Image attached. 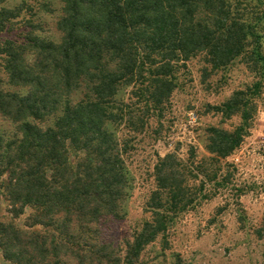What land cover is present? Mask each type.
Returning a JSON list of instances; mask_svg holds the SVG:
<instances>
[{
    "label": "trees",
    "instance_id": "16d2710c",
    "mask_svg": "<svg viewBox=\"0 0 264 264\" xmlns=\"http://www.w3.org/2000/svg\"><path fill=\"white\" fill-rule=\"evenodd\" d=\"M7 1L0 0V37L26 12L22 5L6 9ZM233 1L63 0L60 43L27 30L18 39L0 38V116L16 126L14 137H0V191L11 215L0 218L5 262L142 264L159 239L169 249L179 217L210 198L204 190L218 173L208 165L241 147L258 114L262 36ZM203 54L215 71L250 54L257 81L214 108L240 125L208 130L206 150L214 158L199 162L194 151L188 164L174 154L158 158L145 209L150 220L123 252L105 229L127 217L133 140L163 116L178 75ZM73 152L81 154L75 162ZM28 209V229H20L16 220Z\"/></svg>",
    "mask_w": 264,
    "mask_h": 264
},
{
    "label": "rangeland",
    "instance_id": "374dc122",
    "mask_svg": "<svg viewBox=\"0 0 264 264\" xmlns=\"http://www.w3.org/2000/svg\"><path fill=\"white\" fill-rule=\"evenodd\" d=\"M21 5L26 12L1 39H18L27 30L45 41L61 42L63 36L58 23L63 15V0H8L3 7L12 10ZM233 8H238L257 27L264 54V0H234ZM259 18L263 20L258 24ZM253 48L254 45L250 46V50ZM249 59L250 54L219 71L212 70L204 54L189 61L178 75V88L163 116L151 119L144 132L133 140L135 149L127 163L134 189L127 217L105 229L107 238L123 252L127 242L150 220L145 209L156 189L154 170L158 158L174 154L188 164L193 151L199 162L214 158L206 150L208 130L233 131L239 127L240 118L226 120L214 108L221 107L234 92L245 90L257 81L258 77L249 69ZM0 78L5 79L1 59ZM258 107L253 127L241 147L231 157L208 165L210 172L218 173L217 180L207 183L204 190V195L210 198L179 217L169 231L168 250L159 239L144 251L142 264H176L178 258L186 264H264V88ZM52 123L48 122L47 126ZM15 133L16 126L0 116V137L11 139ZM79 156L75 152L71 155L74 162ZM2 181L0 178V184ZM9 208L0 191V218L11 217ZM30 214L28 209L16 220L20 229H28ZM0 264H9L1 250Z\"/></svg>",
    "mask_w": 264,
    "mask_h": 264
}]
</instances>
